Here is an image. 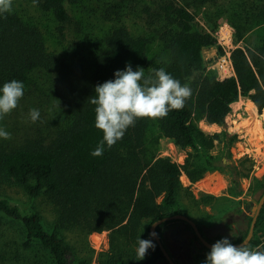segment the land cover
I'll return each instance as SVG.
<instances>
[{
	"label": "trees",
	"instance_id": "1",
	"mask_svg": "<svg viewBox=\"0 0 264 264\" xmlns=\"http://www.w3.org/2000/svg\"><path fill=\"white\" fill-rule=\"evenodd\" d=\"M81 1L34 0V3L57 23V37L65 39L72 20L68 4L75 6ZM194 1L202 6L214 5L219 0ZM161 9L170 20L161 35L168 51L164 58H149L147 47L151 39L143 34L134 35L123 23L109 26L88 54L78 50L59 54L49 49L38 21L26 19L16 11L0 14V88L11 80L21 81L25 86L33 72L45 71L51 81L52 99L68 116V121L58 122V117H49L47 107L41 105L36 108L40 118L35 123L28 118L29 129L24 131V136L0 140V183L16 184L30 197L46 195L55 207L56 220L49 230L38 211L24 213L3 196H0V215L20 222L24 230L23 245L40 243L49 251L51 264H77L72 246L60 233L63 228L78 227L87 233L106 230L111 232L112 240L120 234L131 242L145 232L151 233V223L163 216L183 213L197 223L180 204L182 170L191 181H197L206 169L233 168V164L209 151L220 134L205 136L193 125L192 118H203L224 127L231 103L240 95L248 96L259 113L264 109V4L250 7L244 21L248 24L245 30L263 24L259 30L263 33L258 41L232 51L235 74L222 79L204 66L202 50L215 44V38L194 29V16L184 6L165 2ZM217 13L220 15L223 10ZM76 29L81 31L78 25ZM128 64L134 71L147 67L145 76L154 75L153 70L162 67L182 85L187 84L191 95L182 109L172 110L162 119L138 120L114 146L105 145L102 156H93L91 153L103 138V133L95 127V105L91 102L95 86L115 79L114 73ZM31 92L26 90L24 95ZM24 100L25 111L34 107L31 99L24 97ZM152 122L160 136L178 146L192 148L199 155L201 165L190 158L180 164L169 156L158 155V139L148 136ZM224 133L227 148L230 139ZM233 182L239 186L237 178ZM259 187L264 190V184L259 183ZM251 218L249 213L243 215L241 226L233 229L231 243L244 239ZM178 221L192 231L193 240L200 247L211 250L199 241L187 222ZM164 224L156 227L160 237ZM263 225L264 204L254 233ZM225 237L217 233L206 238L215 243ZM153 244L154 248H149L142 260L112 253L106 264H169L154 239ZM249 245L264 251L255 234ZM195 259L196 255L189 256L187 264H194Z\"/></svg>",
	"mask_w": 264,
	"mask_h": 264
},
{
	"label": "rangeland",
	"instance_id": "2",
	"mask_svg": "<svg viewBox=\"0 0 264 264\" xmlns=\"http://www.w3.org/2000/svg\"><path fill=\"white\" fill-rule=\"evenodd\" d=\"M165 2L187 8L194 16V29L207 32L215 38L216 43L205 46L202 54L205 70L212 71L220 79L235 74L232 51L258 41V36L263 33L259 31L263 24H255L245 30L248 24L244 21L250 7L263 5L264 0H219L214 5L202 6L194 0H82L75 6L68 4L72 20L67 26L65 39L57 37V23L49 14L39 10L34 0H13V11L26 19L38 21L46 34L49 49L59 54L69 50L88 54L89 48L100 40L109 26L123 23L134 35L143 34L151 39L147 47L149 58H164L168 51L163 39L165 37L161 35L170 23L161 9ZM219 10H223L220 15L217 13ZM77 25L81 31H77ZM139 68L145 72L147 70V67ZM50 83L45 71L36 70L32 73L27 87H24V91L32 92L25 93L18 107L0 120V128L11 133V138L21 134L24 136V131L29 129L30 109L25 111L24 97L32 100L34 107L31 109H39L43 105L47 107L49 117H58V122L68 121L67 114L52 99ZM191 121L205 136L220 134L219 138L213 140L209 151L233 164V168L223 166L206 169L197 181H191L182 170L180 204L186 213L197 220L206 237L213 238L215 234L223 233L230 239L233 229L241 226L243 215H252L253 207L264 191L259 187V183L264 184V109L259 113L248 96L240 95L231 103L224 127L208 123L203 118H192ZM224 132L228 133L230 139L227 148V135ZM148 136L153 140L158 139V155L169 156L180 164L190 158L201 165L199 155L192 148L178 146L171 139L160 136L154 122L150 125ZM233 178H237L239 186L233 182ZM0 196L17 204L24 213L38 211L46 228H53L55 207L46 195L30 197L16 184L0 183ZM60 233L72 246L77 264H106L112 253L122 255L125 259L136 257L139 238L129 242L122 235L116 234L112 240L110 231L87 233L78 227L63 228ZM254 234L264 245V225ZM23 239L22 224L0 215V264H51L52 258L47 249L38 242L25 247ZM140 239L153 242L151 233H143ZM161 239L179 264H187L186 259L191 255H196L194 264H206L209 251L193 240L192 231L185 223L177 219L165 221Z\"/></svg>",
	"mask_w": 264,
	"mask_h": 264
},
{
	"label": "clouds",
	"instance_id": "3",
	"mask_svg": "<svg viewBox=\"0 0 264 264\" xmlns=\"http://www.w3.org/2000/svg\"><path fill=\"white\" fill-rule=\"evenodd\" d=\"M13 11V0H0V14ZM154 75L145 76L143 68L133 70L131 64L114 73L115 79L95 86L92 104L95 105V127L103 138L93 156H102L105 145L114 146L140 119H162L170 111L180 110L191 95V89L167 73L154 69ZM24 84L18 80L5 82L0 88V120L19 105L24 95ZM29 117L35 123L40 118L38 109H30ZM0 138L11 139V133L0 128ZM151 235H154L151 234ZM151 240H138L136 260L146 257ZM206 264H264V251L249 247L246 242L234 245L225 237L216 241L207 253Z\"/></svg>",
	"mask_w": 264,
	"mask_h": 264
},
{
	"label": "water",
	"instance_id": "4",
	"mask_svg": "<svg viewBox=\"0 0 264 264\" xmlns=\"http://www.w3.org/2000/svg\"><path fill=\"white\" fill-rule=\"evenodd\" d=\"M264 204V191L262 192L257 204L253 207V212H252V218H251V222L249 225V229L248 232L246 234V236L244 237V239L238 243H233L234 245L239 246L243 241L246 242V244L248 245L251 238L254 235V230H255V225H256V221H257V217L260 213L261 207ZM173 219H178V220H183L185 222H187L193 229L195 235L197 236V238L199 239V241L207 248L211 249V246L214 244L211 241H209L201 232L198 224L192 219L190 218L188 215L183 214V213H176V214H171V215H167V216H163L159 219H156L155 221H153L150 225V232L151 234L154 233V235H152L153 239L158 243L161 251L163 252L165 258L167 259L169 264H177L176 261L174 260V258L171 256L170 252L168 251V249L165 247L160 235L157 233L156 231V227L168 220H173Z\"/></svg>",
	"mask_w": 264,
	"mask_h": 264
},
{
	"label": "built area",
	"instance_id": "5",
	"mask_svg": "<svg viewBox=\"0 0 264 264\" xmlns=\"http://www.w3.org/2000/svg\"><path fill=\"white\" fill-rule=\"evenodd\" d=\"M230 55V54H229ZM229 76H231V75H229ZM228 77V76H227ZM225 78V77H224ZM220 79V78H219ZM222 79V78H221Z\"/></svg>",
	"mask_w": 264,
	"mask_h": 264
},
{
	"label": "bare ground",
	"instance_id": "6",
	"mask_svg": "<svg viewBox=\"0 0 264 264\" xmlns=\"http://www.w3.org/2000/svg\"><path fill=\"white\" fill-rule=\"evenodd\" d=\"M253 109V108H252Z\"/></svg>",
	"mask_w": 264,
	"mask_h": 264
}]
</instances>
